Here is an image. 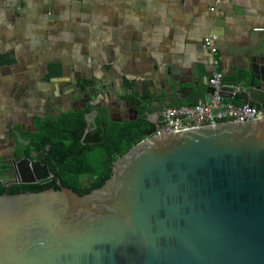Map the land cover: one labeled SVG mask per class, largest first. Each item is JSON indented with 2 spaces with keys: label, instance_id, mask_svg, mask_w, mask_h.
Listing matches in <instances>:
<instances>
[{
  "label": "water",
  "instance_id": "obj_1",
  "mask_svg": "<svg viewBox=\"0 0 264 264\" xmlns=\"http://www.w3.org/2000/svg\"><path fill=\"white\" fill-rule=\"evenodd\" d=\"M252 71L239 102L264 107ZM154 102L146 139L102 187L0 195V264H264V116L158 133L176 93ZM90 125L83 144L99 142ZM43 158L12 160L14 183L50 182Z\"/></svg>",
  "mask_w": 264,
  "mask_h": 264
},
{
  "label": "crops",
  "instance_id": "obj_2",
  "mask_svg": "<svg viewBox=\"0 0 264 264\" xmlns=\"http://www.w3.org/2000/svg\"><path fill=\"white\" fill-rule=\"evenodd\" d=\"M214 6L213 0H0V158L12 161L38 117L90 104L123 122L136 115L134 98L146 96L151 120V102L158 108L174 93L176 106L209 101L212 57L203 45L209 35L217 38L227 78L224 96L240 104V79L264 68V0H222L212 12Z\"/></svg>",
  "mask_w": 264,
  "mask_h": 264
},
{
  "label": "trees",
  "instance_id": "obj_3",
  "mask_svg": "<svg viewBox=\"0 0 264 264\" xmlns=\"http://www.w3.org/2000/svg\"><path fill=\"white\" fill-rule=\"evenodd\" d=\"M146 100V96H136L133 100L136 115L123 122L113 121L106 108L97 109L90 104L78 111L36 118L35 132L26 137L10 158L19 162L42 152L43 164L50 169L53 179L46 184H8L14 180L13 166L9 159L0 158V195L59 190L58 180L80 195L102 187L111 177L114 163L146 139L150 128ZM251 104L264 110L258 103ZM91 116L92 133H100L99 142L83 144Z\"/></svg>",
  "mask_w": 264,
  "mask_h": 264
},
{
  "label": "built area",
  "instance_id": "obj_4",
  "mask_svg": "<svg viewBox=\"0 0 264 264\" xmlns=\"http://www.w3.org/2000/svg\"><path fill=\"white\" fill-rule=\"evenodd\" d=\"M213 2L215 6L211 8V11L215 12L216 5L222 3V0H213ZM257 31H263V29H257ZM216 41L217 38L213 35L206 36L203 40L204 48L212 57L213 72L208 84L214 90L210 100L163 110L157 121L158 133L198 129L226 122L252 121L264 116V110H260L251 103L237 105L226 100L224 89L228 85L220 69L219 49Z\"/></svg>",
  "mask_w": 264,
  "mask_h": 264
},
{
  "label": "flooded vegetation",
  "instance_id": "obj_5",
  "mask_svg": "<svg viewBox=\"0 0 264 264\" xmlns=\"http://www.w3.org/2000/svg\"><path fill=\"white\" fill-rule=\"evenodd\" d=\"M12 170H13L14 180H13V181H10V182H9L10 184L13 183V182L16 180V177H15V175H14V169L12 168ZM47 183H48V182H47ZM44 184H46V183H44Z\"/></svg>",
  "mask_w": 264,
  "mask_h": 264
},
{
  "label": "rangeland",
  "instance_id": "obj_6",
  "mask_svg": "<svg viewBox=\"0 0 264 264\" xmlns=\"http://www.w3.org/2000/svg\"><path fill=\"white\" fill-rule=\"evenodd\" d=\"M0 169H2V167L0 166ZM14 179V178H13Z\"/></svg>",
  "mask_w": 264,
  "mask_h": 264
}]
</instances>
